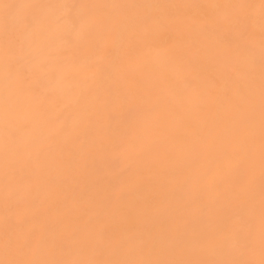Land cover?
<instances>
[{"label":"bare ground","instance_id":"bare-ground-1","mask_svg":"<svg viewBox=\"0 0 264 264\" xmlns=\"http://www.w3.org/2000/svg\"><path fill=\"white\" fill-rule=\"evenodd\" d=\"M0 264H264V0H0Z\"/></svg>","mask_w":264,"mask_h":264}]
</instances>
